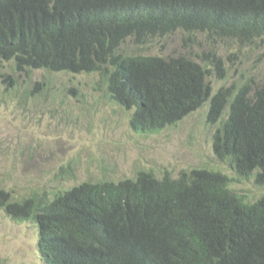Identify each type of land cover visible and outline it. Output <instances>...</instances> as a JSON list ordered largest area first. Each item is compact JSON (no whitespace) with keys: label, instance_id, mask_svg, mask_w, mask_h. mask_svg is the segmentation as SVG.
Here are the masks:
<instances>
[{"label":"trees","instance_id":"1","mask_svg":"<svg viewBox=\"0 0 264 264\" xmlns=\"http://www.w3.org/2000/svg\"><path fill=\"white\" fill-rule=\"evenodd\" d=\"M176 32L264 45V0H0V62L96 74L109 100L132 112L135 133H159L209 103L214 155L264 188V84L251 96L248 84L214 92L204 63L125 52L128 40ZM211 65L225 77L220 60ZM231 183L218 170L175 179L139 171L51 197L0 190V210L37 225L46 264H264V196L248 203Z\"/></svg>","mask_w":264,"mask_h":264},{"label":"rangeland","instance_id":"2","mask_svg":"<svg viewBox=\"0 0 264 264\" xmlns=\"http://www.w3.org/2000/svg\"><path fill=\"white\" fill-rule=\"evenodd\" d=\"M128 54L184 55L211 70L214 92L248 84L249 96L264 84V45L240 47L226 39L188 38L176 32L143 45L128 40ZM210 55V56H209ZM220 60V77L211 59ZM96 74H56L41 70L16 72L12 62H0V190L21 200L34 193L51 197L84 182L134 179L139 171L174 179L183 171H220L231 190L248 203L264 196L252 180H238L213 152L217 125H209V103L176 126L155 134L135 133L131 111L111 102ZM68 169L71 173H68ZM33 222H17L0 210V263L46 264Z\"/></svg>","mask_w":264,"mask_h":264}]
</instances>
